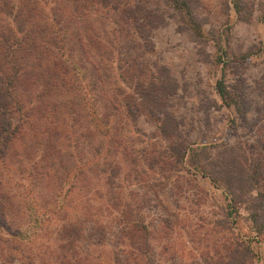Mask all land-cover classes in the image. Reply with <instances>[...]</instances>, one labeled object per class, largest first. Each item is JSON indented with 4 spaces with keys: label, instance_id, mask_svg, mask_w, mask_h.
Instances as JSON below:
<instances>
[{
    "label": "rangeland",
    "instance_id": "rangeland-1",
    "mask_svg": "<svg viewBox=\"0 0 264 264\" xmlns=\"http://www.w3.org/2000/svg\"><path fill=\"white\" fill-rule=\"evenodd\" d=\"M186 1L54 3L72 86L7 150L32 192L2 167L0 264H264V0Z\"/></svg>",
    "mask_w": 264,
    "mask_h": 264
},
{
    "label": "trees",
    "instance_id": "trees-1",
    "mask_svg": "<svg viewBox=\"0 0 264 264\" xmlns=\"http://www.w3.org/2000/svg\"><path fill=\"white\" fill-rule=\"evenodd\" d=\"M57 1L60 0H0V149L4 150L0 155V173L2 167L14 174L18 170L20 184L28 194L32 192L30 174L27 168L20 169L9 163L7 150L15 147L19 152L22 143L23 153L29 156L38 152L39 147L35 144L46 141L45 135L52 139L53 129L58 126L56 111L61 106L55 96L66 86L68 89L72 86L69 74L75 64L74 47L68 44L71 35L69 28L68 31L63 28L62 13L54 5ZM174 1L181 3V9L190 11L186 0ZM98 36L93 35L90 42L100 41ZM78 41L81 52L86 53L89 47L82 39ZM85 60L94 64L90 58ZM76 71L84 90L87 76L83 67ZM220 86V94L226 99L222 82ZM79 97L101 124L103 119L97 114L94 102L90 101L88 91L84 90ZM67 106L73 104L68 100ZM71 168L66 171V179ZM31 196L30 204L38 209V203ZM102 263L120 264L116 258Z\"/></svg>",
    "mask_w": 264,
    "mask_h": 264
}]
</instances>
